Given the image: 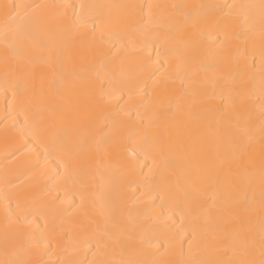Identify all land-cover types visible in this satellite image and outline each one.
I'll list each match as a JSON object with an SVG mask.
<instances>
[{"label": "snow or ice", "instance_id": "snow-or-ice-1", "mask_svg": "<svg viewBox=\"0 0 264 264\" xmlns=\"http://www.w3.org/2000/svg\"><path fill=\"white\" fill-rule=\"evenodd\" d=\"M76 7L69 4L0 5L5 46L2 91L5 97L11 93L13 102L11 109L5 108L0 123L6 137L9 129L20 136V142L6 159L34 157L23 161L28 172L39 175L47 184L58 182L56 191L64 193L63 201L59 195L55 200L42 201L38 192L13 194L16 208H5V254L0 264H48L43 259L47 253L42 250L49 241L37 238L35 229H28L35 219L46 215L49 204L69 203L70 198L71 207L65 211L70 213L75 209L83 219L77 224L78 233L67 237L70 244L75 241V247L63 249L66 256L61 264H164L135 258L140 252L136 247V229L124 223L123 201L110 198L98 206L95 200H89L91 181L102 171L113 168L114 161L124 175L135 177L138 173L142 177L137 186L148 185V200L154 199V192L156 198L165 197L161 208L166 211L157 220L165 222L166 228L169 227L166 221L179 214L181 220L189 223V239L197 248L205 243L206 236L216 242L206 249L213 252L215 258L182 259L174 264H264V0L259 6L261 68L258 81L248 75L247 57L244 64H240L238 58L233 61L229 54L233 36L228 30V17L236 14L234 9L240 10L248 20L251 19L248 10L255 5L157 6L173 9L172 13L162 14L160 26L165 29L174 26L163 56L169 68L172 62L175 67L161 72L164 64L154 68L159 60L148 57L143 62L142 74H148L156 92L150 123L130 126L119 118V112L109 113L103 119L104 130L99 136L86 116L78 115L77 122L71 126L63 118L57 120L56 116L63 108L60 94L77 87L89 94L90 104L82 109L84 113L97 107L94 99L97 84L107 81L111 88L109 94H100L104 104L117 95L122 96L127 85L117 86L114 61L108 59L110 52L90 53L85 66L73 69L71 74L62 65L53 81L54 89L47 91L30 85L31 73L19 74L24 66L20 61L36 65L39 55L34 53L55 47L50 37L60 32L76 30L79 34L82 27L91 24L95 39L94 25L100 17L86 18L87 10L104 6L81 4L79 17ZM210 9L218 15L212 17ZM176 16L182 17L181 23L176 22ZM210 27L216 32L215 44L205 49L201 41ZM242 38L248 39L235 35L237 40ZM100 41L104 42L102 32ZM59 53L58 59L66 61L64 46L59 48ZM201 53L205 59H201ZM128 99H132L131 92ZM41 149L46 155L35 156ZM50 157L59 161L58 170L52 176L46 173ZM141 160L151 162L147 175L139 171L143 168ZM132 183H136L135 178ZM51 191L44 189L46 193ZM77 195L78 203L74 201ZM155 208L152 204L151 209ZM98 217L103 219V224ZM127 220L135 223L130 212ZM10 226L14 227L11 236ZM193 244L189 245V251ZM80 248H90L94 259L74 258L73 252ZM19 252H23L25 258H17ZM33 255L40 258L32 259Z\"/></svg>", "mask_w": 264, "mask_h": 264}, {"label": "bare ground", "instance_id": "bare-ground-1", "mask_svg": "<svg viewBox=\"0 0 264 264\" xmlns=\"http://www.w3.org/2000/svg\"><path fill=\"white\" fill-rule=\"evenodd\" d=\"M28 5V4H69L76 5L75 13L79 17L82 10L79 5H102L104 7L88 9V17L99 16L94 25L96 28V36L93 38V25L88 24L79 30H66L60 32L50 39L54 40L55 47L50 50H43L39 53V61L36 65H28L23 60L20 61L24 66L20 70V75L31 73L30 85L37 89L43 87L46 91L54 89L53 81L56 79L62 65L67 72L71 74L73 69L83 68L90 53L102 51L110 52L112 55L108 59L114 61L113 74L116 77V84L127 85L122 96L117 95L107 104L100 99V94L105 95L111 92V88L107 81L97 84L94 92V99L97 107L88 112H82V109L90 104L89 94L77 87L74 91L61 93L59 102L63 105L62 111L57 113L56 119L63 118L68 125H74L77 122L78 115L87 118L95 128V133L99 136L104 130L103 119L109 113H120V119L130 126L148 125L152 115V104L156 100V92L154 83L148 79V74H142L143 62L151 57L152 60H159V63L153 65L154 68L160 67L161 72L165 69L169 71L175 67L172 62V68L165 63L163 56L164 47L167 46L169 40V32L173 29H165L161 27L162 14L165 12L172 13L170 7L165 9L157 6L171 5H223V4H244L255 5L256 7L248 10L251 19L245 20L240 10L234 9L235 15L228 17L229 32L232 33L233 39L229 46V54L235 62L237 58L240 64H244V58L247 57V72L249 76L258 78L260 76L261 57H260V9L262 0H0L3 4ZM135 6V7H132ZM212 17L218 14L214 10H209ZM71 15V10H70ZM177 23L182 22L181 16H176ZM245 29H251L245 31ZM104 35V42L100 41V33ZM248 37L247 40L235 39V35ZM147 38V39H146ZM215 29L209 28L208 34L201 41L203 48H211L215 44ZM111 41V42H109ZM113 44L115 48H113ZM147 44V47L145 45ZM65 47V55L67 60L58 59L59 48ZM253 46H255L253 48ZM4 34L2 26H0V119H2L5 108L13 107L11 93L5 97L2 88L4 86ZM201 59H205L201 53ZM97 64L99 60L95 61ZM201 75H203L201 73ZM179 88V84L176 85ZM129 92L132 99L129 100ZM256 95H259V89H256ZM259 102L257 101V107ZM161 112L166 109H160ZM127 112L128 115L124 113ZM19 119H23L20 117ZM20 142L18 133L9 134L6 137L5 128L0 123V259L5 254V208H16V200L13 198L14 193L21 191L38 192L42 201L55 200L59 195L60 200H64V193L57 192L56 181L47 184L39 175H32L28 172L23 161L34 158L30 155L21 156L18 160L6 159L14 146ZM46 155L41 149L35 153V156L42 157ZM145 175L148 174V168L151 166L150 161L141 160ZM114 163V167L102 171L95 176L89 187V200H95L96 204L107 202L110 198H118L122 203V210L125 214L124 223L129 227L136 229L137 245L140 252L135 256L137 259H150L164 264H174L180 260H197V259H213L215 254L210 249L216 242L211 236H206L205 243L197 248L189 239L190 225L186 220H181L180 215L176 214L170 217L166 223L169 227H165V222L157 220V217L166 211L161 208L162 200L165 197H157V193H153V200L147 199L148 185L137 186L141 183L142 177L137 173L135 177L132 175H124L120 166ZM59 161L49 158V164L46 169L48 176L55 175L58 170ZM59 171H63L60 167ZM135 178L136 183H132ZM45 187L52 189L51 192H44ZM256 196H260L259 179L257 175ZM76 203L79 202V196L74 197ZM72 198L69 203L49 204V210L45 216H41L34 220L28 230L35 229L37 238L44 237L48 242V246L42 251L47 253L43 255V259L48 264H61L66 254L63 251L65 247H75V241L71 244L67 237L74 236L78 233L77 224L83 219L81 214L75 209L68 213L65 210L71 207ZM155 204L156 208L151 209V205ZM259 199H257V207ZM131 213L132 220L135 223H129L127 213ZM99 219L103 224L102 218ZM47 220V223H45ZM14 227L10 226L8 231L11 236ZM178 233L182 235L178 236ZM143 241V243H141ZM226 243V241L224 242ZM193 244L191 251L189 245ZM181 249L183 250L181 252ZM35 252V250H33ZM74 258L82 260H92L94 256L91 254L90 248H80L73 252ZM17 258H25L23 252L18 253ZM32 259H39L40 256L33 255Z\"/></svg>", "mask_w": 264, "mask_h": 264}]
</instances>
